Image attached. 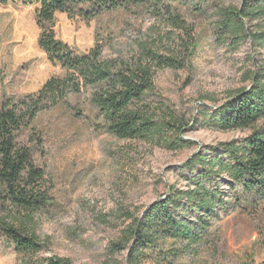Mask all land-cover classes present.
<instances>
[{"label": "rangeland", "instance_id": "rangeland-1", "mask_svg": "<svg viewBox=\"0 0 264 264\" xmlns=\"http://www.w3.org/2000/svg\"><path fill=\"white\" fill-rule=\"evenodd\" d=\"M239 2L211 1L198 12L189 2L175 0L158 7L103 12L88 21L56 12V37L78 52L89 51L98 42L105 57L128 60L152 48L176 60L175 67L155 69L148 100L171 108L188 122L179 136L194 145L172 148L118 139L105 130L86 91L69 94L58 105L40 111L19 136L31 145L32 157L52 188L47 211L26 223L44 242L40 256H65L73 264H103L112 257L125 264L127 250L109 252L108 247L112 242H127V213L140 216L171 187L185 189L178 168L195 152L247 137L250 128L220 131L195 122L200 105L212 104L201 97L221 102L230 91L250 86L245 71L255 69L257 59L264 60L261 50L251 65L247 57L255 51L248 40L236 48L218 38L216 7ZM37 6L36 2L0 4V103L34 93L47 78L63 73L37 46ZM212 185L218 187L224 203L209 218L200 242L167 264L264 261V195L234 191L224 175ZM164 245L166 249L174 244ZM175 246L182 248L179 243ZM159 250H151L140 264H160ZM18 260L11 248L1 247L0 264Z\"/></svg>", "mask_w": 264, "mask_h": 264}, {"label": "trees", "instance_id": "trees-1", "mask_svg": "<svg viewBox=\"0 0 264 264\" xmlns=\"http://www.w3.org/2000/svg\"><path fill=\"white\" fill-rule=\"evenodd\" d=\"M171 1L175 0H0L5 5L38 4L34 14L39 30L37 46L63 72L47 78L34 93L4 98L0 103V249L5 245L18 254L17 264H73L65 256H40L44 242L26 226L52 203L47 175L32 157L31 145L19 140L40 111L58 105L69 94L86 91L105 130L118 139H141L172 148L194 145L179 136L188 122L171 108L163 109L148 100L155 69L175 67L176 60L152 48L142 49L128 60L105 57L98 42L89 51L78 52L56 37V12L88 21L103 12L158 7ZM185 1L201 12L211 1L220 0ZM215 12L214 28L222 42L236 48L246 40L252 42L255 52L247 58L253 66L255 57L264 50V0H240L238 5L218 6ZM245 74L250 86L230 91L223 101L201 97L212 104L200 105L195 122L220 131L250 128L249 134L240 141L231 139L195 152L178 168L184 175L185 189L171 187L164 198L149 204L140 216L127 213L126 236L130 242H112L108 247L109 252L127 250L125 264H140L159 247V263L167 264L199 243L209 218L224 203L218 187L212 185L221 175L234 191L264 195V60L257 59L256 68ZM167 242L174 245L164 249ZM177 243L182 248L175 246ZM103 264L123 261L110 257Z\"/></svg>", "mask_w": 264, "mask_h": 264}, {"label": "water", "instance_id": "water-1", "mask_svg": "<svg viewBox=\"0 0 264 264\" xmlns=\"http://www.w3.org/2000/svg\"><path fill=\"white\" fill-rule=\"evenodd\" d=\"M147 207H148V206H147ZM147 207H146V208H147ZM146 208H145V209H146Z\"/></svg>", "mask_w": 264, "mask_h": 264}]
</instances>
